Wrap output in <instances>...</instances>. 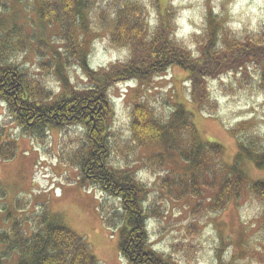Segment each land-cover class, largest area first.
I'll use <instances>...</instances> for the list:
<instances>
[{
    "label": "rangeland",
    "instance_id": "rangeland-1",
    "mask_svg": "<svg viewBox=\"0 0 264 264\" xmlns=\"http://www.w3.org/2000/svg\"><path fill=\"white\" fill-rule=\"evenodd\" d=\"M118 1L121 4L126 0H93L87 23L77 30L76 36L83 37L81 45L84 32L90 34L87 54L94 71L130 58L128 45L113 40L112 21L102 15ZM134 1L142 7L141 22L149 36L154 32L157 13L169 9L172 39L188 47L194 57L212 23L217 36L212 67L234 68L239 64L241 69L207 81L209 100L200 111L191 101L187 73L176 66L154 77L149 85L128 81L112 86L108 92L113 108L109 166L122 171L129 168L149 188L145 208L153 215H149L146 224L148 241L173 263L264 264V207L256 198L247 191L217 213L206 211L208 196L200 200L170 199L160 189L161 180L169 177L177 182L184 163L177 156L166 158L169 162L163 167L149 162V157L162 153L161 144L138 147L130 131V112L136 102L149 101L162 120L173 112L174 105H183L192 116L199 138L222 146V159L227 165L234 163L242 143L249 146L254 142L253 149L264 153V86L258 80L259 58L264 59V0ZM0 21L4 31L12 23L23 24L29 44L42 41L60 54V59L53 60L50 50L41 46L35 52L32 45L23 52L10 53L9 63L53 93L60 89L53 74L55 63L62 65L72 86L77 89L88 86L76 58L63 61L64 43L59 39L56 24L42 23L34 0H0ZM227 42L239 46L229 52L224 47ZM42 61L49 63L48 71L40 67ZM1 111L0 106L2 119ZM49 131L45 142L37 145L19 129L12 130L16 144L14 158L0 161V233L8 232L19 221L23 234L30 237L36 228L33 218L43 213L82 238L98 264H127L118 249L119 228L123 223L119 201L93 188H81L78 169L64 162L80 146L83 130L73 126L62 134L56 129ZM240 169L247 183L264 179V170L255 168L246 157ZM196 203L201 205L194 214ZM1 250L0 242V254ZM14 255L3 264H16L18 257Z\"/></svg>",
    "mask_w": 264,
    "mask_h": 264
},
{
    "label": "trees",
    "instance_id": "trees-1",
    "mask_svg": "<svg viewBox=\"0 0 264 264\" xmlns=\"http://www.w3.org/2000/svg\"><path fill=\"white\" fill-rule=\"evenodd\" d=\"M92 1L34 0L42 23L56 24L59 39L64 43L63 61L76 58L88 82V86L81 89L72 86L65 78L60 63L53 67V74L60 84L56 93L28 77L17 65L9 63L10 53L23 52L32 45L35 52L41 46L50 50L53 60L60 59V54L42 41L29 44L23 24L12 23L4 31L0 21V106L3 115L0 119V161L14 158L13 129H19L24 137L38 145L45 142L51 129L62 134L73 126L81 128L80 146L64 162L78 169L81 188H93L101 195L119 201L123 211L118 238L120 255L127 264H175L149 244L146 224L149 215H153L145 208L149 188L129 168L122 171L109 166L111 150L108 140L113 108L108 92L112 86L128 81L149 85L154 77L176 66L187 73L191 101L200 111L209 100L207 81L224 72L241 69V66L212 67L217 39L212 23L199 42L194 57L188 47L172 39L168 25L169 9L157 13L154 32L149 36L141 22L142 7L134 0H126L109 5L108 12L102 15L109 16L112 21L113 40L119 45H128L130 58L94 71L87 54L90 34L84 32L83 45L80 44L83 37L76 36L79 27L87 23V14L94 5ZM238 46L230 42L224 45L229 52ZM259 61L258 80L263 87L264 59L259 58ZM47 65L48 62L40 63L45 71L50 69ZM154 110L149 101L134 103L130 112V131L132 141L138 147L147 143L161 144L162 153L158 154L159 157L156 154L149 157V162L163 167L169 162L166 158L177 156L184 163L177 182L169 177L162 178L160 189L164 194L175 201L189 197L200 200L202 196H208L206 211L217 213L224 210L232 199L237 200L248 191L264 207V179L247 183L240 169L246 157L255 168L264 170V153L254 150V142L249 146L242 143L237 148L234 163L227 165L222 159V146L199 138L192 116L183 105H174L166 120L159 119ZM198 205L195 204L194 214ZM34 221L36 228L30 237L23 234L19 221L14 222L8 232L0 233V264L14 254L18 257L16 264H98L89 246L68 228L43 213L33 218V224Z\"/></svg>",
    "mask_w": 264,
    "mask_h": 264
},
{
    "label": "crops",
    "instance_id": "crops-1",
    "mask_svg": "<svg viewBox=\"0 0 264 264\" xmlns=\"http://www.w3.org/2000/svg\"><path fill=\"white\" fill-rule=\"evenodd\" d=\"M36 155V154H35Z\"/></svg>",
    "mask_w": 264,
    "mask_h": 264
}]
</instances>
